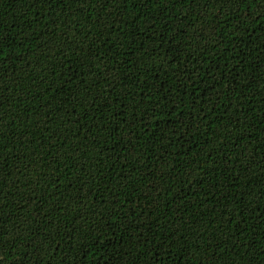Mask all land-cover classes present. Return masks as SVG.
I'll return each mask as SVG.
<instances>
[{
	"label": "trees",
	"instance_id": "1",
	"mask_svg": "<svg viewBox=\"0 0 264 264\" xmlns=\"http://www.w3.org/2000/svg\"><path fill=\"white\" fill-rule=\"evenodd\" d=\"M2 264H264V0H0Z\"/></svg>",
	"mask_w": 264,
	"mask_h": 264
},
{
	"label": "snow or ice",
	"instance_id": "2",
	"mask_svg": "<svg viewBox=\"0 0 264 264\" xmlns=\"http://www.w3.org/2000/svg\"><path fill=\"white\" fill-rule=\"evenodd\" d=\"M0 264H2V262H0Z\"/></svg>",
	"mask_w": 264,
	"mask_h": 264
}]
</instances>
